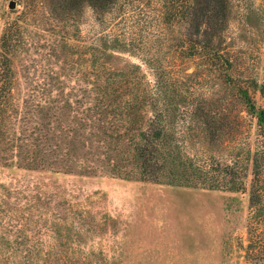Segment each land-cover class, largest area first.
Segmentation results:
<instances>
[{"label":"rangeland","instance_id":"1","mask_svg":"<svg viewBox=\"0 0 264 264\" xmlns=\"http://www.w3.org/2000/svg\"><path fill=\"white\" fill-rule=\"evenodd\" d=\"M9 1L0 0V39L7 21L27 12L20 31L35 42L13 57V97L20 104L29 96L52 99L38 117L51 130L47 146L65 155L52 158L53 168L66 174L39 168L35 153L22 167L15 159L0 164V264H23V255L47 264H264V199L252 204L247 152L249 144L254 149L257 125L238 100V88H248L257 106L264 107V97L251 87L253 81L264 83V0L232 2L224 33L232 84L222 83L219 71L205 62L181 55L185 27L167 20L181 11L183 0H122L104 22L86 9L70 36L48 19L41 26L27 2L18 0L11 11ZM101 36L116 40L117 51L105 60L113 68L134 63L151 86L166 73L177 76L181 83L171 93L179 107L176 136L183 160L242 162L247 175L242 190L195 188L181 172L180 179L166 172L153 182L112 179L77 167L126 147L105 141L100 131L93 136L77 114L83 72L93 66L83 49ZM200 108L216 115L218 125L229 124L215 144L204 138Z\"/></svg>","mask_w":264,"mask_h":264},{"label":"trees","instance_id":"2","mask_svg":"<svg viewBox=\"0 0 264 264\" xmlns=\"http://www.w3.org/2000/svg\"><path fill=\"white\" fill-rule=\"evenodd\" d=\"M21 1L27 2L29 9L34 10L33 16L41 17V26L43 20L48 19L51 26L61 27L70 36L72 30L79 26V19L86 9L93 11L97 21L104 22L122 0ZM233 1L183 0L181 11L167 20L168 25H172L176 19L185 27V34L180 38L181 55L198 59L219 71L218 77L224 84L233 83L230 75L233 65L224 49V33L228 29ZM26 13L22 15L28 17ZM22 15L7 21L0 39V164H9L11 159H15L22 167L25 161H29V155L35 153L36 161H42L39 168H47L55 174H66L53 168L55 162L52 158L65 155L59 148L47 146L51 130L42 126L38 117L52 99L44 95L38 98L29 96L22 105L13 97L16 80L13 57L22 52L24 45L32 46L35 43L31 40L32 36L20 31ZM28 21L33 22L34 19ZM113 42L116 40L101 36L97 44H85L83 53L90 57L88 62H93V66L84 69L81 107L77 114L82 128L89 130L93 136L95 131H100L105 141L115 140L119 143L116 146L126 147L123 152L117 150L114 155L109 151L100 153L91 162L78 164L77 167L89 173L101 172L112 179L153 182L166 172L174 173L172 180L180 179L177 174L181 172V179L195 188L204 185L211 190H242L247 176L243 172L242 162L196 165L189 158L183 160V151L176 136V130L180 128L176 118L179 107L173 102L171 93L181 83L176 80L177 76L166 73L151 86L140 77L141 68L134 63L120 69L113 68L109 62H105L113 55L111 51L118 49ZM251 87L264 97V83L253 81ZM238 100L246 114L256 120L255 146L252 151L249 144L247 152L253 172L252 204L259 205L264 199V107L257 106L248 88H238ZM200 114L203 117L204 138L208 144H215L226 133L229 124L218 125L220 120L210 110L200 108ZM243 140L241 138V147L246 143ZM40 148L44 151H39ZM176 154L180 156L176 157ZM44 261L42 258L34 259L32 255H23L21 259L23 264H47Z\"/></svg>","mask_w":264,"mask_h":264},{"label":"water","instance_id":"3","mask_svg":"<svg viewBox=\"0 0 264 264\" xmlns=\"http://www.w3.org/2000/svg\"><path fill=\"white\" fill-rule=\"evenodd\" d=\"M18 7V0H10L8 4V9L11 11H16Z\"/></svg>","mask_w":264,"mask_h":264}]
</instances>
